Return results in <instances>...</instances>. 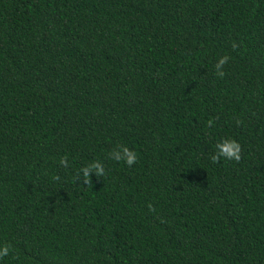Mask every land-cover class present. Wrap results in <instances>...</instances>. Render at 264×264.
<instances>
[{"label": "trees", "instance_id": "1", "mask_svg": "<svg viewBox=\"0 0 264 264\" xmlns=\"http://www.w3.org/2000/svg\"><path fill=\"white\" fill-rule=\"evenodd\" d=\"M227 138L240 160L211 162ZM0 245V264H264V0H0Z\"/></svg>", "mask_w": 264, "mask_h": 264}, {"label": "clouds", "instance_id": "2", "mask_svg": "<svg viewBox=\"0 0 264 264\" xmlns=\"http://www.w3.org/2000/svg\"><path fill=\"white\" fill-rule=\"evenodd\" d=\"M228 56H221L218 58L215 64V75L218 77L224 76L223 65L227 62ZM208 126H211L212 121L209 120ZM118 150H113L109 153L110 157L117 161L123 162L127 166L133 165L137 160V153L133 150H130L126 146H117ZM220 159L223 160H231V161H239L240 160V145L237 141L227 138L222 141H219L215 144L213 152L210 156V161L215 163ZM62 166H67V157H62L59 161ZM89 172L97 176H104L105 169L101 166L98 161H92L86 164L84 167H81L78 170L77 176L83 177V182L85 184L89 183ZM10 246L8 245H0V257L8 256L10 253Z\"/></svg>", "mask_w": 264, "mask_h": 264}]
</instances>
